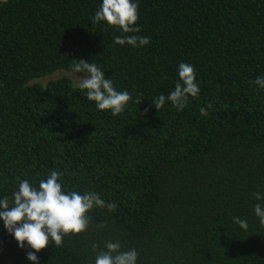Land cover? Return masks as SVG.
<instances>
[{
	"label": "trees",
	"instance_id": "1",
	"mask_svg": "<svg viewBox=\"0 0 264 264\" xmlns=\"http://www.w3.org/2000/svg\"><path fill=\"white\" fill-rule=\"evenodd\" d=\"M99 4L0 0V195L55 170L66 190L117 205L92 210L88 229L41 250L40 264H94L109 241L136 249L137 264H264L253 212L264 192V90L253 84L264 75V0H139L143 48L93 24ZM80 59L131 94L123 113L98 111L67 78L35 82L75 73ZM180 62L200 95L183 112L156 110ZM27 251L0 224V264H30Z\"/></svg>",
	"mask_w": 264,
	"mask_h": 264
},
{
	"label": "clouds",
	"instance_id": "2",
	"mask_svg": "<svg viewBox=\"0 0 264 264\" xmlns=\"http://www.w3.org/2000/svg\"><path fill=\"white\" fill-rule=\"evenodd\" d=\"M139 19V0H100L99 7L92 18L93 24H104L119 30L113 43L118 46L143 48L150 43V37L137 35L141 31ZM72 70L85 73L78 77V88L89 102L101 112H110L115 117L120 115L132 101L131 94L117 91L113 81L105 77V72L95 64L84 60H75ZM257 90H264V75L253 81ZM200 84L192 64L180 62L177 67V82L167 96L159 95L153 99L156 110L166 103L177 112H183L190 99L198 98ZM141 100H137L139 104ZM208 103L199 109L201 117L209 116ZM257 203L253 212L261 224H264V192L254 193ZM117 205L101 198L95 191L80 193L68 191L63 186L62 173L51 170L46 178H40L38 184L29 180H19L11 195H0V224L15 241L18 249H28L26 259L30 264H40L38 253L50 244L61 246L68 236L84 233L91 222L90 213L94 209L113 212ZM233 222L242 230L248 229V221L233 217ZM103 225H97L102 228ZM93 244L92 250L97 251ZM98 252L94 264H137L139 253L136 249L124 250L119 241H109Z\"/></svg>",
	"mask_w": 264,
	"mask_h": 264
},
{
	"label": "rangeland",
	"instance_id": "3",
	"mask_svg": "<svg viewBox=\"0 0 264 264\" xmlns=\"http://www.w3.org/2000/svg\"><path fill=\"white\" fill-rule=\"evenodd\" d=\"M84 74H77V73H65V72H57L53 73L52 75L45 77L43 79L36 80V83H40L42 85H45L46 83L50 81H54L57 79H60L62 77L69 79L72 82V85L74 87L78 86L79 79L78 77H82Z\"/></svg>",
	"mask_w": 264,
	"mask_h": 264
}]
</instances>
